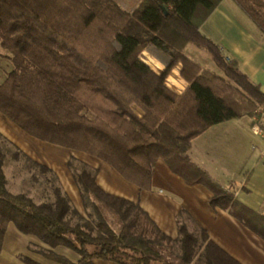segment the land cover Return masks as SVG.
Wrapping results in <instances>:
<instances>
[{
    "label": "trees",
    "instance_id": "trees-1",
    "mask_svg": "<svg viewBox=\"0 0 264 264\" xmlns=\"http://www.w3.org/2000/svg\"><path fill=\"white\" fill-rule=\"evenodd\" d=\"M221 1L139 0L127 8L118 0H0V47L12 63L0 80V112L32 137L107 162L141 190L151 189L162 158L187 183L205 186L210 205L229 210L264 237V216L240 204L188 154L210 126L264 111L260 86L201 31ZM233 1L264 34V0ZM190 42L204 47L225 77L189 59L183 49ZM145 48L164 62L161 72L141 57ZM180 61L188 82L181 93L166 82ZM10 145L14 160L26 158L51 174L52 200L36 202L8 188ZM75 161L71 155L67 166L86 215L50 167L0 133V252L13 223L79 256L72 261L48 251L59 264H242L205 229H190L181 213L178 236L166 234L139 200L104 190L98 169Z\"/></svg>",
    "mask_w": 264,
    "mask_h": 264
},
{
    "label": "crops",
    "instance_id": "crops-1",
    "mask_svg": "<svg viewBox=\"0 0 264 264\" xmlns=\"http://www.w3.org/2000/svg\"><path fill=\"white\" fill-rule=\"evenodd\" d=\"M201 31L219 44L226 57L235 60L264 92V34L233 0H222ZM184 88L172 87L177 92ZM252 124V117L243 116L212 125L193 139L188 154L226 189L233 186L240 204L264 216V135L255 133ZM0 133L25 151L30 150V144H42L62 152L66 161L70 155L78 154L83 162L98 169L97 182L104 190L139 200L160 229L173 238L178 236L177 219L181 213L190 229H205L212 241L242 264H264V237L229 210L210 205L211 192L205 186L187 183L162 158L153 168L151 189L141 190L107 162L32 137L1 112ZM64 188L81 211L77 185L71 180ZM94 262L115 264L101 259Z\"/></svg>",
    "mask_w": 264,
    "mask_h": 264
},
{
    "label": "rangeland",
    "instance_id": "rangeland-1",
    "mask_svg": "<svg viewBox=\"0 0 264 264\" xmlns=\"http://www.w3.org/2000/svg\"><path fill=\"white\" fill-rule=\"evenodd\" d=\"M118 2L123 7L129 8L136 5L139 0H118ZM183 53L189 59L198 64L202 68V70L204 69L210 73H216L221 75L222 77H225L223 71L217 66L211 55L204 47L190 42L184 47ZM8 55H10V53L0 47V80L5 77V71L9 70L12 67V63ZM141 57L151 66L152 69L157 72H161L165 68L164 62L148 48H145L142 51ZM182 68L183 64L180 61L171 69L170 74L168 75L166 80L167 85L171 88H180L185 86L184 89L178 91L180 93L184 92L188 85L187 80L181 74ZM134 108L135 110H139L138 112H140V109L138 107ZM18 147L33 160H36L50 167L58 176V181L56 182H58L62 189L68 194L64 187L67 188L68 181L73 180V177L71 171L67 166L68 161L64 160L65 157L62 152L56 153L53 150H50L48 147H44L42 144H30V150L27 147L26 148L28 149V152L30 151L34 153V157L32 156V154H29L27 151H25L22 147ZM9 149H11L10 152H8ZM14 150L15 148L10 145V148H8L7 151L5 171L8 179V188L13 192H23L29 194L36 202L52 200V182L47 180V178L52 177L51 174L33 165L26 158L22 157L19 161L14 160L11 154V151ZM73 155L76 157V164L83 161L80 156H77L78 154ZM39 158L42 160H39ZM70 199L73 205L76 207L75 199L73 200V198L71 197ZM80 212L86 215L84 207ZM48 251L63 255L72 261H77L79 257L73 249L67 246H50L33 234H26L21 232L13 223H10L8 225L2 250L0 252V264H27V262L24 260V257L33 259L42 264H59L55 260L46 256V253Z\"/></svg>",
    "mask_w": 264,
    "mask_h": 264
},
{
    "label": "built area",
    "instance_id": "built-area-1",
    "mask_svg": "<svg viewBox=\"0 0 264 264\" xmlns=\"http://www.w3.org/2000/svg\"><path fill=\"white\" fill-rule=\"evenodd\" d=\"M252 128L255 133L264 135V111L256 113L253 117ZM230 191H234V187L229 188Z\"/></svg>",
    "mask_w": 264,
    "mask_h": 264
}]
</instances>
